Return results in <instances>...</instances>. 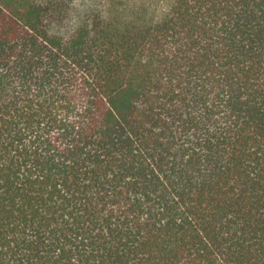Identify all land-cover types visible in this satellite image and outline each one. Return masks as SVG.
Here are the masks:
<instances>
[{
  "label": "trees",
  "instance_id": "trees-1",
  "mask_svg": "<svg viewBox=\"0 0 264 264\" xmlns=\"http://www.w3.org/2000/svg\"><path fill=\"white\" fill-rule=\"evenodd\" d=\"M0 264H264V0H0Z\"/></svg>",
  "mask_w": 264,
  "mask_h": 264
}]
</instances>
